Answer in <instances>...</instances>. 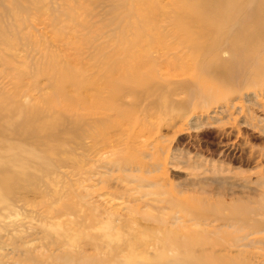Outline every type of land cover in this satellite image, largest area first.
<instances>
[{
  "label": "rangeland",
  "instance_id": "rangeland-1",
  "mask_svg": "<svg viewBox=\"0 0 264 264\" xmlns=\"http://www.w3.org/2000/svg\"><path fill=\"white\" fill-rule=\"evenodd\" d=\"M187 1L1 0L0 110L10 111L12 119L20 117L18 111L28 115L35 108L40 121H57L60 109L55 106L57 112L49 114L46 108L47 103L54 106L47 100L56 92L52 76L72 75L99 58L117 31L126 36L125 45L151 49L153 56L160 45L175 50L171 65L152 68L156 80L166 83L157 94L167 101L154 102L139 115L137 107L125 108L127 131L115 139L124 158L134 153L143 172L88 152L76 160L65 153L52 155L57 164L46 172L28 162L11 203L20 215L1 219L10 225L7 232L0 227V264H31L29 257L48 254L57 264H68L69 254L90 257L93 261L85 264H94L93 248L71 224L76 217L64 215L80 200L87 214L98 211L116 234L105 242L108 264H199L193 260L201 258L207 264H264V75L232 76L229 65L221 73L188 61L187 43L196 38L187 33L175 37L173 31L172 37L161 38L179 17L187 18L180 10ZM1 116L0 124L5 123ZM7 140L45 153L42 139ZM1 161L7 168L3 176L18 171ZM154 164L159 167L152 169ZM186 210L210 220L194 225ZM247 231L253 235L240 240ZM169 241L184 242L189 249L174 251ZM70 244L79 249L69 251ZM227 244L237 248L224 251Z\"/></svg>",
  "mask_w": 264,
  "mask_h": 264
},
{
  "label": "bare ground",
  "instance_id": "bare-ground-1",
  "mask_svg": "<svg viewBox=\"0 0 264 264\" xmlns=\"http://www.w3.org/2000/svg\"><path fill=\"white\" fill-rule=\"evenodd\" d=\"M185 4L180 10L187 18L179 17L173 24V28L168 31L167 36L160 33L161 38L172 37L173 31H176L175 37L178 33H187L196 38L192 39L189 44L187 43L188 61L208 66L210 69L215 67L221 73H225L226 67L229 65L228 67L233 69L230 72L232 76L250 72L264 75V62L261 61L264 59V0H217V5H212L211 0H188ZM179 5L182 6V4ZM158 13L160 15L161 11ZM188 18L194 22L193 24L197 28L193 27L192 22L187 21ZM117 32L113 35L114 43L109 46V49H104L101 54L99 53V58L93 59L92 62L72 75L66 76L60 72L52 76L53 89L56 92L47 100L51 101L54 106L47 103L46 108L49 114L56 113V108L58 111L60 109L57 121H47L48 117L43 122L40 121V117L37 116L38 110L35 108L28 107L30 109L28 115L25 110L16 112V116L20 114V117L14 119L11 118L10 111L0 110V116L4 115L1 117L5 122L0 124V174L2 173L0 175V227L4 232H7L6 228L10 224H2L1 219L20 215L19 208L14 207L11 203H13L14 190L20 185L19 178L23 177L25 170L30 167L28 162H35L36 166L41 165L46 172L57 164L51 159L52 155L59 156L65 153L73 155V159L76 160L84 159V153L88 152L99 158L107 155L108 158L105 160L119 167L127 166L130 163L131 171L138 170L142 173V169H145V166L135 162L136 156L133 153L135 147L128 149L133 154L131 158L125 159L121 154L124 149L115 139L116 137L121 138L127 131L123 124L129 121L130 116L127 115L125 108L137 107L142 110L138 111L139 115L142 112L145 113L154 102L167 101V97L163 98L157 94L161 86H165L166 83L156 80L157 72L152 68L171 65L168 61L173 59L172 51L175 49H172L169 44L160 45L153 52L155 54L153 56L151 49L145 50L139 46L125 45L126 36L121 31ZM211 36L214 38L204 40ZM200 38L203 39V42ZM230 47L234 49H230ZM249 50H252L250 54L247 53ZM205 57L208 59L207 63L204 62ZM148 66L151 69L147 70L148 72L144 71ZM70 93L73 94L72 97L69 96ZM130 123L126 125L129 126ZM67 128L70 130L69 134ZM63 135L74 136V138H64ZM9 138L20 141H27L28 138L31 140L42 139L45 141L41 144L45 146V153L41 154L35 150L27 151L15 147V145L7 143ZM3 140L7 142L4 143ZM70 141H73L71 143L73 148L71 145H67ZM5 156L7 157L5 158ZM4 159L8 161V166L9 164L16 165L18 171L3 176L7 169L4 162L1 161ZM21 161L27 162L23 164ZM135 163L140 166H133L132 164ZM155 167L159 166L154 164L152 169ZM43 174L44 172L40 173V175ZM89 177L94 178L91 175ZM48 205L50 210L52 206ZM87 209V204L80 200L74 203L69 210H66L64 215L76 217V221H72L71 224L75 228V232L79 236L85 237L89 246L93 248V253L97 255V258H94V264L111 263L112 260H108L105 242L110 240L111 243V237L116 234L111 233L103 215L98 211L95 213L90 211L87 214ZM185 212L191 218L190 223L194 225L205 224L210 220L209 218L207 221L199 219V213L196 211L186 210ZM54 218L58 219L57 216ZM97 225H101V229L96 230ZM92 230H96V233L84 234V232ZM238 230L244 231L243 229ZM252 235L253 233L247 231L240 240H247ZM71 242H74V239ZM168 245L174 251L189 249V244L184 242L169 241ZM201 245L203 243L198 242V246ZM227 245L229 247H224V251H229L232 247L237 248L235 244ZM60 247L56 246L57 250ZM69 249V251L75 252L79 246L70 244ZM50 250L52 251V249ZM48 255L31 256L28 259L31 264H57L58 260L51 257L50 254ZM69 257L68 264H85L93 261L90 257L80 254H69ZM193 262L207 264L203 258L194 259Z\"/></svg>",
  "mask_w": 264,
  "mask_h": 264
}]
</instances>
